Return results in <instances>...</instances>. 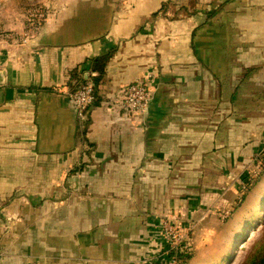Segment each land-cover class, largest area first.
<instances>
[{"label": "crops", "instance_id": "obj_1", "mask_svg": "<svg viewBox=\"0 0 264 264\" xmlns=\"http://www.w3.org/2000/svg\"><path fill=\"white\" fill-rule=\"evenodd\" d=\"M212 1L61 0L27 47L0 43V264H139L167 246L161 219L221 207L219 166L248 133L247 89L264 86V0H221L214 15ZM82 77L102 98L86 120L68 96ZM137 82L148 115L105 109ZM245 214L191 264L226 259Z\"/></svg>", "mask_w": 264, "mask_h": 264}, {"label": "rangeland", "instance_id": "obj_2", "mask_svg": "<svg viewBox=\"0 0 264 264\" xmlns=\"http://www.w3.org/2000/svg\"><path fill=\"white\" fill-rule=\"evenodd\" d=\"M60 1L0 0L1 45L5 46L4 48L27 47L30 40L45 31L49 17L56 13V8L53 10V6L54 4L57 6ZM221 7L222 4L212 3L209 6L208 13L212 14L214 12L215 14ZM84 11L87 15L93 13L88 8ZM6 22L9 26L14 23L15 29H3ZM241 98L243 99L242 96ZM245 98H247V105L250 106L247 108L244 121V124L247 125L246 130L248 133L246 135H238L242 141L230 142V146L233 148L230 152L234 155V162L230 165L226 162L224 167L219 166L218 174L221 182L217 183L216 186L220 189L219 194L223 193V196L219 198L221 207L218 209L208 208L203 213L185 222L177 217L166 216L167 220L161 219L159 234L164 237L167 246H165L164 250L159 249V253H151L139 264L163 262L170 252H176L180 246H183L182 248L186 252L185 258L193 255L185 264H191L197 248L205 250L207 254L221 250V247L218 246L219 242L222 238H229L232 233L228 231L231 227L229 225L236 213L241 211L245 205L247 214L243 216V222L239 225L241 227L245 223L247 224L244 225V227L246 226L245 229L248 228L251 231L254 229V232H252V235L249 234L251 232L248 230L247 233L244 232L245 230L241 232L239 238L243 239V247L233 253L232 246L238 242L236 241V243L234 242V244L228 246L226 248L227 257L220 263L241 264L255 241L264 235V214L261 215L260 210L264 201V158L261 157L262 153H264V86L248 88ZM252 196L256 197L251 204H248ZM217 213H220L221 216H217ZM215 216L217 219H214L213 227L205 225L204 221L206 218ZM249 220H252V222L247 223ZM201 227H205L206 230L199 236V240L202 243H208L206 246L199 247L196 246V241ZM240 227L237 228V233L243 228L240 229ZM167 238H170L173 242L170 241L168 244ZM226 251L222 254L224 255Z\"/></svg>", "mask_w": 264, "mask_h": 264}, {"label": "built area", "instance_id": "obj_3", "mask_svg": "<svg viewBox=\"0 0 264 264\" xmlns=\"http://www.w3.org/2000/svg\"><path fill=\"white\" fill-rule=\"evenodd\" d=\"M37 36V35H36ZM36 36L34 39H36ZM30 40V41H32ZM95 86L88 80L68 93L69 99L75 108L80 120H86L88 112L94 103ZM153 101V93L149 83L137 82L123 87L117 96L105 102V109L109 112H122L127 117H139L150 112ZM169 242H173L167 238ZM180 246L176 252H170L163 262L155 264H183L186 252ZM167 255V254H166Z\"/></svg>", "mask_w": 264, "mask_h": 264}, {"label": "trees", "instance_id": "obj_4", "mask_svg": "<svg viewBox=\"0 0 264 264\" xmlns=\"http://www.w3.org/2000/svg\"><path fill=\"white\" fill-rule=\"evenodd\" d=\"M192 1L198 2L200 0H192ZM212 3L223 4L221 2V0H214V1H212ZM211 15H214V12ZM102 64H103L102 60H99L97 64H94V67L97 70L102 71V67H101ZM80 82H82L81 84L85 83L86 82L85 78L82 77L80 79ZM94 82H95V80L93 79V83ZM94 86H95V94H94L93 106H100V102H101L102 98H101V95L99 94V91L97 90L98 86L95 83H94ZM261 157L264 158V153H262ZM263 203H264V201H263ZM191 257H192V255L187 257L185 260L183 259L182 261H185V262H183V264H185L188 260H190ZM241 264H264V235H262L259 239H257L255 241V243L250 248V250L248 251V253L244 259V261Z\"/></svg>", "mask_w": 264, "mask_h": 264}, {"label": "bare ground", "instance_id": "obj_5", "mask_svg": "<svg viewBox=\"0 0 264 264\" xmlns=\"http://www.w3.org/2000/svg\"><path fill=\"white\" fill-rule=\"evenodd\" d=\"M261 208H262V209H260V210H261V213H262L261 215H263V214H264V213H263V211H264V203L262 204V207H261ZM252 228H254V227H252ZM252 228H251V229H252ZM247 230L251 232V233H249L250 235H252V234H253L252 232H254V229L251 231V230L248 229V228L245 229L244 232L247 233ZM237 242H238L237 244H234V245L232 246V247H233V250H232L233 253H235L237 250L241 249V248L243 247V245H244V243H243V239H242V238L240 239V238L238 237V241H237ZM235 243H236V242H235ZM232 247H231V249H232ZM231 249H230V252H231ZM224 260H225V259H224ZM224 260H223V261H224ZM220 264H221V263H220Z\"/></svg>", "mask_w": 264, "mask_h": 264}, {"label": "water", "instance_id": "obj_6", "mask_svg": "<svg viewBox=\"0 0 264 264\" xmlns=\"http://www.w3.org/2000/svg\"><path fill=\"white\" fill-rule=\"evenodd\" d=\"M4 85H6V74L3 70H0V86ZM145 115H148V113H146Z\"/></svg>", "mask_w": 264, "mask_h": 264}]
</instances>
